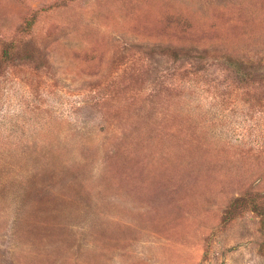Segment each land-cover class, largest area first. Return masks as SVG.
<instances>
[{
	"label": "rangeland",
	"instance_id": "374dc122",
	"mask_svg": "<svg viewBox=\"0 0 264 264\" xmlns=\"http://www.w3.org/2000/svg\"><path fill=\"white\" fill-rule=\"evenodd\" d=\"M0 264H264V0H0Z\"/></svg>",
	"mask_w": 264,
	"mask_h": 264
}]
</instances>
